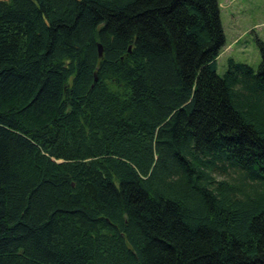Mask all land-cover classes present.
I'll return each instance as SVG.
<instances>
[{
	"label": "trees",
	"instance_id": "trees-1",
	"mask_svg": "<svg viewBox=\"0 0 264 264\" xmlns=\"http://www.w3.org/2000/svg\"><path fill=\"white\" fill-rule=\"evenodd\" d=\"M257 44L219 76L218 0H0V264H264Z\"/></svg>",
	"mask_w": 264,
	"mask_h": 264
},
{
	"label": "rangeland",
	"instance_id": "rangeland-1",
	"mask_svg": "<svg viewBox=\"0 0 264 264\" xmlns=\"http://www.w3.org/2000/svg\"><path fill=\"white\" fill-rule=\"evenodd\" d=\"M218 2L225 45L216 60L217 74H224L228 59L256 70L261 62L257 42L264 43V0Z\"/></svg>",
	"mask_w": 264,
	"mask_h": 264
},
{
	"label": "water",
	"instance_id": "water-1",
	"mask_svg": "<svg viewBox=\"0 0 264 264\" xmlns=\"http://www.w3.org/2000/svg\"><path fill=\"white\" fill-rule=\"evenodd\" d=\"M97 49H98V55L99 57L101 58L102 57V48L100 45L97 46Z\"/></svg>",
	"mask_w": 264,
	"mask_h": 264
}]
</instances>
